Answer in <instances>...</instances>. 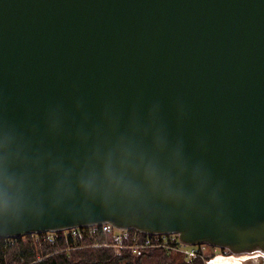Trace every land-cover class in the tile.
<instances>
[{
  "label": "water",
  "instance_id": "obj_1",
  "mask_svg": "<svg viewBox=\"0 0 264 264\" xmlns=\"http://www.w3.org/2000/svg\"><path fill=\"white\" fill-rule=\"evenodd\" d=\"M4 125L69 164L130 131L183 163L178 195L108 204L46 174L0 239L109 223L264 264V0H0Z\"/></svg>",
  "mask_w": 264,
  "mask_h": 264
},
{
  "label": "clouds",
  "instance_id": "obj_2",
  "mask_svg": "<svg viewBox=\"0 0 264 264\" xmlns=\"http://www.w3.org/2000/svg\"><path fill=\"white\" fill-rule=\"evenodd\" d=\"M136 123L132 118L130 127ZM127 132L92 145L71 164L62 158L42 156L23 142L17 131L0 126V211L17 212L46 174L55 177L56 191L71 196L77 189L108 204L117 197L135 199L151 193L165 198L179 194V150L169 152L164 138Z\"/></svg>",
  "mask_w": 264,
  "mask_h": 264
},
{
  "label": "trees",
  "instance_id": "obj_3",
  "mask_svg": "<svg viewBox=\"0 0 264 264\" xmlns=\"http://www.w3.org/2000/svg\"><path fill=\"white\" fill-rule=\"evenodd\" d=\"M104 235L101 230L77 229L48 235H27L0 239V264H208L204 257L169 259L172 251L145 247L137 253L126 248L128 254L117 256L110 249L86 248L95 238ZM152 241H150L151 244ZM177 252V251H176ZM131 254V255H130ZM132 254H139L135 257Z\"/></svg>",
  "mask_w": 264,
  "mask_h": 264
},
{
  "label": "built area",
  "instance_id": "obj_4",
  "mask_svg": "<svg viewBox=\"0 0 264 264\" xmlns=\"http://www.w3.org/2000/svg\"><path fill=\"white\" fill-rule=\"evenodd\" d=\"M77 229H93L101 230L104 235H112L113 243L116 248H124L126 243V248H128L132 253H137L140 249H144L145 247H154L164 249L168 251H177L184 255L185 257H206L204 254L205 250H212L214 255H219L223 257H229L230 259H234L238 257L233 256L227 250H220L213 246H209L206 244L196 245V246H188L180 243L178 236L175 234H148L142 231H138L135 229H117L113 227L109 223H101L95 226H88L86 228H75L71 230ZM68 230V231H71ZM150 241L151 244H150ZM125 242V243H124Z\"/></svg>",
  "mask_w": 264,
  "mask_h": 264
},
{
  "label": "rangeland",
  "instance_id": "obj_5",
  "mask_svg": "<svg viewBox=\"0 0 264 264\" xmlns=\"http://www.w3.org/2000/svg\"><path fill=\"white\" fill-rule=\"evenodd\" d=\"M59 232H62V231H59ZM54 233H56V232H47V233H42V234L51 236V234H54ZM100 237H101L100 239L95 238L94 240L90 241L89 244L82 245V246L84 247V249L94 248V247L95 248L103 247L105 249H110L113 252V254H115L117 256H121L122 254H128L127 252H125V251H127L125 248H116L114 246L112 235L100 234ZM176 253H179V252L172 251V253H171L172 255H169L172 257H169L168 260L180 258L179 255H181V254L179 253V255H177ZM204 254L206 255L205 259H209L208 264H239V263L235 262L236 258L230 259L229 257H223V256L219 255V252L217 255H214L213 251L209 250V249L205 250ZM137 255H139V254H132L133 257H135ZM239 258H241V257H239ZM244 258H246V256ZM212 259H218V260H215L214 262H210V260H212Z\"/></svg>",
  "mask_w": 264,
  "mask_h": 264
},
{
  "label": "crops",
  "instance_id": "obj_6",
  "mask_svg": "<svg viewBox=\"0 0 264 264\" xmlns=\"http://www.w3.org/2000/svg\"><path fill=\"white\" fill-rule=\"evenodd\" d=\"M215 260H218V259H212V260H210V262H214ZM223 262V261H222Z\"/></svg>",
  "mask_w": 264,
  "mask_h": 264
},
{
  "label": "flooded vegetation",
  "instance_id": "obj_7",
  "mask_svg": "<svg viewBox=\"0 0 264 264\" xmlns=\"http://www.w3.org/2000/svg\"><path fill=\"white\" fill-rule=\"evenodd\" d=\"M236 262V261H235ZM236 263H238V262H236Z\"/></svg>",
  "mask_w": 264,
  "mask_h": 264
}]
</instances>
